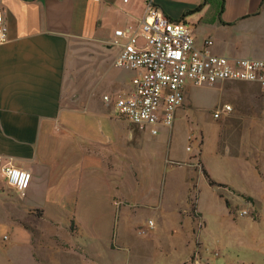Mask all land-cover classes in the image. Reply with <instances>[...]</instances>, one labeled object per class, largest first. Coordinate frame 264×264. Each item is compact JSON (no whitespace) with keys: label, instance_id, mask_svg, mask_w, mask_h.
I'll return each instance as SVG.
<instances>
[{"label":"crops","instance_id":"1","mask_svg":"<svg viewBox=\"0 0 264 264\" xmlns=\"http://www.w3.org/2000/svg\"><path fill=\"white\" fill-rule=\"evenodd\" d=\"M157 4L189 27L198 48L211 41L213 55L264 60V0ZM144 10L145 0H0L8 28L0 46V157L32 174L22 196L0 171V264L80 263L89 259L88 239L113 240L123 201L140 189L139 168L153 166L140 151L146 132L113 105L138 75L113 72L122 50L115 32L137 25ZM227 83L260 95L255 84L218 85Z\"/></svg>","mask_w":264,"mask_h":264},{"label":"rangeland","instance_id":"2","mask_svg":"<svg viewBox=\"0 0 264 264\" xmlns=\"http://www.w3.org/2000/svg\"><path fill=\"white\" fill-rule=\"evenodd\" d=\"M87 66L81 63L76 71ZM250 95L253 100L245 98ZM224 105L233 111L216 120V109ZM142 136L140 151L153 166L139 168L140 189L129 205L123 201L113 240L90 238L89 259L67 263L264 264V114L258 90L247 84L189 85L172 128ZM145 229L146 235L139 233Z\"/></svg>","mask_w":264,"mask_h":264},{"label":"built area","instance_id":"3","mask_svg":"<svg viewBox=\"0 0 264 264\" xmlns=\"http://www.w3.org/2000/svg\"><path fill=\"white\" fill-rule=\"evenodd\" d=\"M7 42L8 28L0 13V46ZM114 45H122L116 67L138 72V75L132 79L133 91L126 96H118L113 105L117 115L140 132L157 136L162 128H172L177 110L184 106L189 85L255 84L264 104V60L213 55L209 50L211 41H207L203 49L198 48L189 27L168 18L157 0H145L141 21L117 30ZM104 100L111 102L109 97ZM232 111L231 106L224 105L216 109L214 118L220 120ZM0 171L7 184L22 196L29 189L30 171L17 168L2 157ZM153 227V222L149 221V229ZM147 232L145 229L139 233L146 235Z\"/></svg>","mask_w":264,"mask_h":264},{"label":"trees","instance_id":"4","mask_svg":"<svg viewBox=\"0 0 264 264\" xmlns=\"http://www.w3.org/2000/svg\"><path fill=\"white\" fill-rule=\"evenodd\" d=\"M199 9H200V8H198V10H199ZM220 13H221V11H220ZM202 172H203L204 176L207 178V180L210 181V184L213 185V182H211L210 176H209V174L207 173V171H206V170H203Z\"/></svg>","mask_w":264,"mask_h":264}]
</instances>
